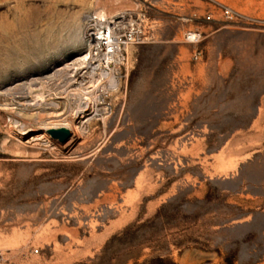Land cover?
<instances>
[{
    "label": "rangeland",
    "instance_id": "1",
    "mask_svg": "<svg viewBox=\"0 0 264 264\" xmlns=\"http://www.w3.org/2000/svg\"><path fill=\"white\" fill-rule=\"evenodd\" d=\"M0 264H264V0H0Z\"/></svg>",
    "mask_w": 264,
    "mask_h": 264
},
{
    "label": "built area",
    "instance_id": "2",
    "mask_svg": "<svg viewBox=\"0 0 264 264\" xmlns=\"http://www.w3.org/2000/svg\"><path fill=\"white\" fill-rule=\"evenodd\" d=\"M224 14H225V16H226L227 18H229V19H233L234 14H233V12H232L231 10L226 9V10L224 11ZM207 19H208V20H211V16L208 15ZM201 36H202V34H201L199 31H188V32L186 33V40H187L188 42L198 43V42L201 41ZM200 54H201V53L199 52V53L196 54V56L199 57Z\"/></svg>",
    "mask_w": 264,
    "mask_h": 264
},
{
    "label": "water",
    "instance_id": "3",
    "mask_svg": "<svg viewBox=\"0 0 264 264\" xmlns=\"http://www.w3.org/2000/svg\"><path fill=\"white\" fill-rule=\"evenodd\" d=\"M49 132L54 138H57L62 142L68 141L69 138L72 136V132L67 127H62L59 129H50Z\"/></svg>",
    "mask_w": 264,
    "mask_h": 264
},
{
    "label": "bare ground",
    "instance_id": "4",
    "mask_svg": "<svg viewBox=\"0 0 264 264\" xmlns=\"http://www.w3.org/2000/svg\"><path fill=\"white\" fill-rule=\"evenodd\" d=\"M101 33V35L99 36V37H97L96 39H97V41H98V39H106L107 41H110V44L108 45V46H110L111 47V45L113 44V41H114V39H113V37H112V34H111V32H110V30H108V31H104L103 33L102 32H100ZM102 40H100V42H101ZM112 41V42H111ZM100 42H99V44H100ZM103 43V42H102ZM105 44V43H104ZM89 45V44H88ZM90 46V45H89ZM105 46H106V44H105ZM113 46V45H112ZM114 47V46H113ZM110 51H112V50H110ZM115 52V51H114ZM112 55V54H111ZM88 58V54H86V55H84L83 56V58L82 59H87ZM110 61L108 60L107 61V63H109ZM83 63V62H82ZM106 66V65H105ZM78 103V102H77ZM59 128H62V127H52V128H49V130L50 129H59Z\"/></svg>",
    "mask_w": 264,
    "mask_h": 264
}]
</instances>
